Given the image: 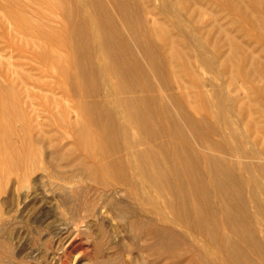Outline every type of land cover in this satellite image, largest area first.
<instances>
[{
	"label": "bare ground",
	"instance_id": "1",
	"mask_svg": "<svg viewBox=\"0 0 264 264\" xmlns=\"http://www.w3.org/2000/svg\"><path fill=\"white\" fill-rule=\"evenodd\" d=\"M56 4L59 29L40 33L66 45L52 87L87 122L54 121L79 151L66 167L89 182L73 191L79 207L121 196L144 264H264V0ZM28 57L45 66L50 54ZM31 163L0 160V181Z\"/></svg>",
	"mask_w": 264,
	"mask_h": 264
},
{
	"label": "rangeland",
	"instance_id": "2",
	"mask_svg": "<svg viewBox=\"0 0 264 264\" xmlns=\"http://www.w3.org/2000/svg\"><path fill=\"white\" fill-rule=\"evenodd\" d=\"M56 2L0 0V160L26 158L32 168H40L30 175L11 171L0 181V264H144L148 257L143 244L132 240L126 225L130 214L115 204L122 197L104 194L89 209L79 207L80 198L73 193L89 182L80 166L66 167L76 161L79 151L77 156L69 144L70 134L58 130L54 121L66 115L78 124L87 122L72 94L61 95L52 87L55 73L70 68L66 45L59 39L48 42L40 33L59 29ZM42 50L50 54L45 66L28 57V52ZM44 83L50 88H41ZM67 84L61 75L56 86L69 88ZM54 143L61 145L60 160L53 155ZM67 148L72 153H66Z\"/></svg>",
	"mask_w": 264,
	"mask_h": 264
}]
</instances>
